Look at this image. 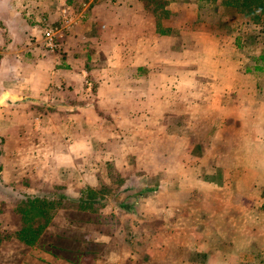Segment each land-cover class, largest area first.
Here are the masks:
<instances>
[{
  "label": "crops",
  "instance_id": "crops-1",
  "mask_svg": "<svg viewBox=\"0 0 264 264\" xmlns=\"http://www.w3.org/2000/svg\"><path fill=\"white\" fill-rule=\"evenodd\" d=\"M194 2L0 0L3 183L61 187L85 205L109 175L118 192L97 197L111 215L89 262L42 242L41 264L264 262V67L241 71L228 40L185 31ZM42 18L59 27L53 53ZM117 219L109 234L103 223ZM139 222L135 248L125 240Z\"/></svg>",
  "mask_w": 264,
  "mask_h": 264
},
{
  "label": "rangeland",
  "instance_id": "rangeland-1",
  "mask_svg": "<svg viewBox=\"0 0 264 264\" xmlns=\"http://www.w3.org/2000/svg\"><path fill=\"white\" fill-rule=\"evenodd\" d=\"M194 13L197 14L194 30L188 29L189 24L185 23V31H198L200 33H210L216 38L226 39L223 52L234 62L239 63V69L252 68L255 65L264 67V0H195ZM161 0H152L153 7H159ZM246 4V7L243 6ZM187 16V15H186ZM160 18V14H157ZM44 19V18H42ZM41 19V20H42ZM170 17L168 18V20ZM182 20V19H181ZM183 21H186L183 18ZM41 22V21H40ZM40 24V23H39ZM40 29V28H39ZM41 31V29H40ZM170 31V30H169ZM41 35V32H40ZM187 37H185V43ZM262 51L261 58L257 61L252 60L255 53ZM263 57V58H262ZM257 85L264 87V74L257 76ZM261 92L260 89H258ZM264 96V94H262ZM103 191L95 192L90 199L94 203L82 205L74 198L64 196L61 187L44 188L39 193H32L26 187L29 185L28 180L24 179L20 185H5L0 178V264H41V259L33 253L36 245H50L54 253L60 257L75 259L88 252H92L87 257V262L101 250L102 243L95 242V234L100 229L102 223L99 218L104 214L105 217L111 215V206L97 202V197L103 194L105 198H111L117 192V188H111V179L104 176ZM109 180V181H108ZM118 177L115 181L118 182ZM103 192V193H102ZM120 193V197H124ZM141 196V195H139ZM35 198L36 203L25 206V201ZM33 202V201H31ZM29 202V203H31ZM44 205L41 207V205ZM24 207V212L28 215L27 226L28 233L32 228V213L40 214L45 212L49 216L47 229L41 234L32 246L24 245L18 233L20 213L18 209ZM119 221H107L103 223L106 231L110 234V229L114 223ZM47 222V221H46ZM137 224L138 230H135ZM151 230H159V223H150ZM133 226V225H132ZM145 224L134 223V229L128 227L125 243L132 247H141L142 241L134 235L136 231L143 232ZM34 235L27 236L31 237ZM29 243L31 240L28 238ZM101 244V245H99ZM39 247V246H38ZM138 252V250H136ZM254 254V261L264 264L260 257ZM137 264L143 262L139 256ZM171 254L169 258H174ZM251 264H254L251 263Z\"/></svg>",
  "mask_w": 264,
  "mask_h": 264
},
{
  "label": "trees",
  "instance_id": "trees-1",
  "mask_svg": "<svg viewBox=\"0 0 264 264\" xmlns=\"http://www.w3.org/2000/svg\"><path fill=\"white\" fill-rule=\"evenodd\" d=\"M243 6L246 7V4L243 3ZM33 201V202H31ZM31 202V203H29ZM35 204V198H31L25 201V206L31 205V204ZM93 203V202H91ZM94 204V203H93ZM44 205L42 204L41 207H43ZM18 212L20 213V220H19V230L18 233L21 235L20 240L21 242L26 245V246H32V244L34 243V241L37 240V238L43 234V232L47 229V224H48V220H49V216L45 213L42 212L41 214L39 212H37V214H35L34 212L32 213V221L30 222V226L32 228L31 233H28V228L29 226H27V219H28V215L26 214V212H24V207L21 206L20 209H18ZM47 221V222H46ZM30 235H34L30 238L33 241H30V243L27 241L28 238L27 236Z\"/></svg>",
  "mask_w": 264,
  "mask_h": 264
},
{
  "label": "built area",
  "instance_id": "built-area-1",
  "mask_svg": "<svg viewBox=\"0 0 264 264\" xmlns=\"http://www.w3.org/2000/svg\"><path fill=\"white\" fill-rule=\"evenodd\" d=\"M62 20L65 23L66 18ZM39 26L41 29V44L43 49L50 53L58 50L60 45L59 27L48 21L47 18L42 19Z\"/></svg>",
  "mask_w": 264,
  "mask_h": 264
}]
</instances>
